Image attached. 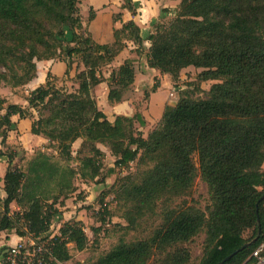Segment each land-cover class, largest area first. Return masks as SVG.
Instances as JSON below:
<instances>
[{
	"label": "trees",
	"instance_id": "16d2710c",
	"mask_svg": "<svg viewBox=\"0 0 264 264\" xmlns=\"http://www.w3.org/2000/svg\"><path fill=\"white\" fill-rule=\"evenodd\" d=\"M79 3L0 0V85H28L36 78V62L54 60L57 50L63 49L69 60L66 76L71 60L81 61L73 93L58 89L49 73L46 83L29 94L30 110L43 106L49 113H39L32 134L47 139L57 155L47 153L48 148L38 150L25 169L13 166L18 155L6 141L11 118L30 119L32 113L8 104L0 93L1 145L6 149L0 150V158L8 164L0 232L37 241L50 238L59 207L77 191V178L93 182L102 176L106 154L98 145H103L115 159L108 175L138 166L115 185L117 202L131 207L125 214L130 225L154 213L160 202L188 196L198 177L207 186L210 205L203 211L184 201L166 208L163 224L149 239L134 244L120 240L94 264H148L156 254L163 256L161 264H189L191 253L182 246L201 233L205 240L199 264H219L234 253L224 264H251L252 252L264 243V0H182L171 22L154 25L146 39L151 69L177 83L192 67L203 70L201 82L220 83L204 100L182 93L175 106L165 107L147 137L136 129V123L146 124L141 114L110 121L91 96L106 83L110 104L125 100L135 82L134 61L127 59L108 78L101 71L127 42L134 44L137 55L146 51L142 30L130 21L114 30V43L98 44L77 33L83 29ZM127 4L123 8L133 13V4ZM94 18L91 10L90 21ZM78 140L82 157L74 168L72 149ZM12 204L18 208L15 213ZM53 242L54 256L66 263L72 258L68 246L82 252L89 240L84 224L72 220Z\"/></svg>",
	"mask_w": 264,
	"mask_h": 264
},
{
	"label": "rangeland",
	"instance_id": "374dc122",
	"mask_svg": "<svg viewBox=\"0 0 264 264\" xmlns=\"http://www.w3.org/2000/svg\"><path fill=\"white\" fill-rule=\"evenodd\" d=\"M79 9L81 14V20L83 29L81 31H77V33L83 36H91L97 33V17L96 12L108 13L109 10L115 11L112 21L122 22V16L125 12L127 17V21H136L143 28V33L145 35L150 34L155 29L154 25L156 23L159 24H168L174 19V12L178 9L182 0H79ZM131 2L134 7L133 13L124 9L123 7H127V3ZM93 11L95 14V18L93 21H90V11ZM121 14V18L120 15ZM91 27L93 30H91ZM155 31V30H154ZM71 39V34L68 32L67 40ZM63 46H67L63 44ZM73 46V45H72ZM146 46H149L147 42ZM133 45L127 46L128 51L133 48ZM43 53V50H41ZM132 55L134 58L132 60L135 63V70L137 74L145 75L146 77H140L138 83V91L131 93V103L133 108L130 109V106L127 107L128 113L132 112V115L137 113L143 115L145 119V126L141 127L138 123H136V129L143 134L144 137H147L149 132L157 125V121L159 117L163 114L166 106L175 105L181 94H187L192 99L195 100H204L208 98V92L210 88L219 81H207L201 82L198 78L200 73L203 72L201 69L188 68L184 70L180 76V79L177 83L168 85L158 98L157 102L152 106V110L149 108L151 96L158 93V90L162 84V77L159 76V73L154 69L148 66L146 59V51H142L138 55L136 54V49L132 50ZM57 61L67 63L69 60L64 53V50H57L54 56V62ZM72 68L69 76H62L60 78H56L55 85L58 89H65L69 93H73L76 91L78 83L75 78L74 67L81 63L79 58H73L71 60ZM1 70V69H0ZM115 70L113 67L106 66L102 68V75L104 77H108L111 72ZM46 71V70H45ZM49 73L52 75V72L49 69ZM48 73V74H49ZM53 76V75H52ZM158 86V90L155 93H152V88L154 86ZM175 85L178 89L175 90ZM33 87L29 88V86H21L18 88H12L10 86L2 83L0 85V93L1 96L7 101L8 104H16L20 106L26 105L27 111H29V107L27 106V98L31 93ZM128 94V95H129ZM147 94L149 95L147 97ZM91 96L97 102L99 110L111 121L114 120V112L104 100L99 97L98 99L93 95V91ZM100 104V105H99ZM32 113V117H30L31 121H35L39 118V113L43 115H48V110L44 109L43 106H38L36 110H30ZM125 113V112H124ZM18 132L17 126L13 124L12 130L10 132ZM41 140L30 141L29 144L26 143L27 147H35L38 146L40 149L48 148L50 144H46L43 141H47L44 137H41ZM0 139L2 136L0 134ZM44 143V144H43ZM82 140H78L73 145V155L76 158L75 162L72 163V167L78 168L79 162L77 158H81L78 156V153L81 149ZM8 148H12L7 145ZM98 147L106 153V158L104 160V170L102 172V176L95 181H84L80 178H77L75 181V185L77 187V191L75 194H72L68 200H66L63 204V207H59V215L53 221L51 230L49 235L51 237L57 236L60 233V229L64 226L65 222L70 219H83L82 222L84 224V230L88 237L89 243L87 248L79 252L74 244H70L68 246L69 252L71 254V260L66 263L61 264H94L97 263L98 260L109 252L114 246H116L120 240L125 241L128 244H134L138 241H143L149 239L154 231L159 228L163 224V210L166 208H177L182 205L184 201L189 204H193L203 211L206 209L208 205H210V197L208 193V189L206 184L201 180L200 177L196 180L195 186L190 192L188 196H185L181 199H173L172 201H164L160 202L154 213L147 215L144 218H138L134 225H130L126 220V212L127 209H131L130 206L126 208L124 203H118L115 195V185L118 179L128 176L129 174H135L138 169L137 164L131 165L130 169L127 170H117L115 175H108V170L114 167L115 159L111 156L110 151L107 147L103 145H98ZM17 153V158L14 161L13 166L18 169H25L27 165L28 152L25 151L23 146L17 145L12 148ZM34 150V149H33ZM3 151H6L3 148ZM50 155L56 156L55 146H51L46 150ZM195 162L197 163V158L195 157ZM145 169V168H142ZM264 171V165L262 167ZM118 185V184H117ZM107 208V214H105V207ZM68 207V208H67ZM12 212H17V209L11 208ZM78 221V220H77ZM15 235L14 233L8 234L5 233L4 236L0 239V255L7 250V248L11 245H15V242H9L11 238L9 236ZM14 239H17L14 237ZM204 240L205 234L201 233L196 238H194L190 243L183 245L182 247H186L191 253V260L189 264H199L203 255L204 249ZM9 242V243H8ZM163 256L154 255L148 264H161V259Z\"/></svg>",
	"mask_w": 264,
	"mask_h": 264
},
{
	"label": "crops",
	"instance_id": "0c3cea01",
	"mask_svg": "<svg viewBox=\"0 0 264 264\" xmlns=\"http://www.w3.org/2000/svg\"><path fill=\"white\" fill-rule=\"evenodd\" d=\"M115 13L116 12L112 11V10H109L108 13L96 12V16L98 15V17H97L98 26H97V32H96L97 34L96 35L93 34V37H92L96 43H98V44H112V43H114V30L121 29L123 24L132 21V20L127 21L128 15H126V13L124 12L123 13L124 15L122 16V19H123L122 22L119 21V22L114 23V21H112V18H113ZM134 22L140 27L141 30L143 29L139 23H137L136 21H134ZM91 30H93L92 27H91ZM142 33H143V30H142ZM150 34L147 33V35H145L143 33V37L145 39L146 54H147V50L150 47V43L146 39L148 38V36ZM147 42L149 43L148 47L146 46ZM130 45L134 46L133 43L127 42V46L130 47ZM135 49H136L135 46L133 48H131L130 51H128V49L125 48L115 58V60L112 62V64L109 65V67L112 66L113 69H118L124 63V61H126L127 59L134 58L132 55V50H135ZM36 67H37L36 78L28 84L29 88L33 87L31 92L34 91L35 89H37L38 87H40L41 85H44L46 83V79L48 77L49 69L52 72V75L56 78H60L63 75L65 76V73L67 70V66L65 63H63V62L61 63L59 61H57L55 63L54 60L36 62ZM77 72L78 71H77V65H76L74 67L75 75L77 74ZM137 72H136V76H135L134 85L132 86V92L130 91L132 93V95H133V92L135 94V92L138 91V83H139L140 77H146V75H147V72H146L145 75L139 76L137 74ZM159 76L162 77V84H161L160 89L158 90V93L151 96L150 105H149V108L151 110H152V106L157 102V98L165 91V88H167L168 85H171V83L173 84L172 78L170 76L161 75L160 73H159ZM108 77H105V78H108ZM173 86H174L175 90L178 89L175 85H173ZM165 92H167V91H165ZM108 93H109V89H108V85L106 83H102V84L98 85L93 90V95L96 98V100L98 99L97 100L98 103H99V97L103 98L104 100H106L104 102H106L110 107H112L113 110H115L114 119L116 116H120V115L121 116H127V117H133L134 116L131 114L132 112H130V113L126 112L127 111L126 106H130V109L133 108V105L131 103L132 102L131 97H130L131 93L130 94L128 93L129 95L126 96V98L123 102L118 103V104H113V105L108 102ZM175 105H173V106H175ZM23 108H26V105H24ZM162 116H163V114L159 117L157 123L161 120ZM108 120L111 121L110 118H108ZM11 122L17 126L18 132L17 131L16 132H13V131L8 132V138H7L6 144L9 145V147L11 146L12 148H14L17 145L23 146L25 151L29 153L27 155L28 159H31L34 156L36 151L44 150V148L40 149V147H38V146H36V148L26 146V143L29 144L30 141L42 139L41 138L42 136H35L32 134V123H33V121H31L30 119H21L19 116H13L11 118ZM1 140L2 139H0V150L3 151V147L1 145ZM43 142L45 143V145L48 144V141H43ZM7 168H8V164H7L6 158L1 157L0 158V199H4L6 197L5 192H4L3 179L5 177ZM14 207L18 211L16 204H12L11 208H14ZM72 220H75V219L67 220L65 223L70 222ZM77 220L83 221V219H81V218L76 219V221ZM5 233L6 232H0V239L2 238V236L5 235ZM14 237H16L17 239H14ZM9 238H11V240L9 241L11 243L15 242V240L17 243L21 239L17 235H11V236H9Z\"/></svg>",
	"mask_w": 264,
	"mask_h": 264
},
{
	"label": "built area",
	"instance_id": "2783aa9c",
	"mask_svg": "<svg viewBox=\"0 0 264 264\" xmlns=\"http://www.w3.org/2000/svg\"><path fill=\"white\" fill-rule=\"evenodd\" d=\"M53 237L34 240L21 238L0 255V264H61L53 253ZM251 264H264V243L255 249Z\"/></svg>",
	"mask_w": 264,
	"mask_h": 264
},
{
	"label": "water",
	"instance_id": "95a60500",
	"mask_svg": "<svg viewBox=\"0 0 264 264\" xmlns=\"http://www.w3.org/2000/svg\"><path fill=\"white\" fill-rule=\"evenodd\" d=\"M264 198V197H263ZM255 241V240H254ZM253 241V242H254ZM246 247V246H245ZM245 247H243V248H245ZM235 255V253L234 254H232V255H230L229 257H227L224 261H222L221 263H219V264H224L225 262H227V261H229L233 256Z\"/></svg>",
	"mask_w": 264,
	"mask_h": 264
}]
</instances>
